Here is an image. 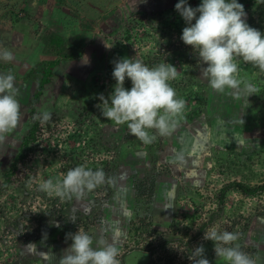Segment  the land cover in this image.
<instances>
[{
    "label": "rangeland",
    "instance_id": "374dc122",
    "mask_svg": "<svg viewBox=\"0 0 264 264\" xmlns=\"http://www.w3.org/2000/svg\"><path fill=\"white\" fill-rule=\"evenodd\" d=\"M111 1L85 0L84 8H86V12L94 13L92 6L96 9L100 3L106 8L108 2L111 4ZM122 2L123 6L127 8L122 12L124 14L121 16L122 18L119 17V24L94 32L90 44L98 43L96 45L99 50L100 47L102 48L99 53L100 59L104 63L106 60H111V67H114L113 61L116 60V55L123 50L127 52L130 59L136 56V59L142 60L149 67L162 62L175 66L179 75L170 83L176 90L177 96L186 101V106L182 117L179 118L177 126L170 135H157L154 142L145 145L129 134L126 125H122L118 129L112 121H108L100 115V110L96 107L100 103L97 97L99 94H104L107 98L114 90L116 83L114 79L103 73L94 81L98 94L89 95L87 98L79 97V104L75 108L73 117L51 113V117H62L61 119L68 123L76 122L82 116H89L93 121L89 142L94 144L96 152L92 151L87 154L104 155L110 159L103 161L99 167L95 166V161L81 163L93 171L102 169L106 174V182L102 186H98L92 191H85L81 196L86 199L90 197L91 200L106 201L112 189L113 178L118 170V147H115L114 139H110V137L108 144L103 143L104 147H101L96 141V135L101 129L103 133L104 130L118 132L120 143L119 141L117 143L126 149L129 155L148 152L150 155L156 156L161 153L160 157L165 159L169 156V158L181 157L185 160L187 158L185 156L199 155L198 159L192 163L195 168H187L183 173L180 172L181 175L178 176L175 185L183 192L178 193L174 199L172 215L168 224L156 230L158 232L176 230L180 217L181 221L183 223L186 221L188 225L191 241L201 237V244L205 249L204 255L209 253V256L205 255V257L210 264H213L214 260L217 262L222 260L216 258L213 242L203 239L204 232L213 226H216L220 231L238 232L234 228L233 220L230 226L220 224V222L223 219L226 221L230 216H243L246 221V231L243 234L238 232L240 239L236 243L240 245L242 251L256 258L257 264H264V72L241 59L239 62L240 77L255 84L258 91L246 99L244 97L235 98L228 91L217 93V97L210 95V87L206 81L201 79L200 71L207 65L200 64L197 53L181 40L182 30L187 24L175 10V5L179 0H173L161 11L157 10L161 6L160 1L154 2V6L158 8L147 6L140 10L130 8V5H133V0H123ZM187 2L190 7L196 8L202 0H187ZM238 2L244 6L247 24L264 34V0H238ZM156 15H161L156 22H143L146 16L154 18ZM29 48L32 49L31 46ZM21 51L24 52V57L27 56L25 61L28 63L22 64L19 71L17 69L19 65L13 64L16 66L12 67L14 70L8 71H11L16 78L23 77L21 81L25 84L29 82L32 85H30V91L27 92L16 86L19 93H22L21 100H19L22 105L21 120L17 128L6 134L5 140L0 141V145L4 146L6 151V155H0V227L6 226L8 219L16 221L19 217L16 205L26 201L29 193L33 194L38 191L42 196L40 198L42 203L51 199L55 203L61 202L63 206L60 207L63 209L61 208L57 214L53 215L44 214L42 211L36 212L35 208L34 210L30 209V214L25 217L27 225L24 228L30 235H33V238H37L38 231L42 235H46L50 226L56 224V237H54L55 240H60L66 234H62L64 220L61 216L62 212L67 211L69 198L48 195L39 190V184L50 178L53 180L62 179L63 174L69 168L80 164L75 156L81 151L79 150L81 143L76 139L81 135H86L87 128L79 123L74 124L73 135L68 136L69 140L65 145L59 143V140L53 141L54 139L50 136L38 131V128L42 129V125H39L41 121L33 119V117L42 113L33 111L30 116L28 102L37 90L43 72L40 67H43L42 61H45L44 59L48 55L45 53L35 55L36 51L32 53L34 55H31L30 50L26 47L17 49L16 53L21 54ZM35 67H39V69L34 70ZM194 74L200 79H193ZM124 85L127 87L130 85L128 88L132 86L128 79L125 80ZM43 90H47L46 86ZM211 91L213 90L211 89ZM46 94H52V92L48 91ZM216 98L221 99V102H219L218 108L213 109L211 100H216ZM35 108L36 104L33 106V109ZM32 121L37 124L33 131V139L27 144L24 156L14 164L13 172L8 176L7 185L1 187L6 173L13 165L14 158L19 151L21 139L32 127ZM152 131L154 133V130ZM172 140L176 143L170 142ZM90 143H85L84 148H88ZM39 144L41 151L46 155L34 162L33 165L31 164L27 172L26 163L32 158L28 159L27 155H33ZM173 149L179 150L180 154H171ZM155 160L154 164L151 162L150 164L153 165L152 170H156L158 174L171 175V172L175 170L176 165L169 162L163 163L165 160L158 165L160 160L157 156ZM32 171L33 175L24 178L25 173L30 174ZM30 180L35 183L29 182ZM240 187L252 190V192L245 193ZM29 188L33 189L29 191ZM245 197L250 198L243 201ZM211 206L214 207L213 210L209 209ZM2 207H7L8 211L1 213ZM202 207H206L202 212L203 217L198 213ZM75 213L74 227L77 223L82 222V218L77 216L80 214ZM83 218L90 223L88 225H91L95 219L92 216ZM142 218H149L153 226L150 217H140V219ZM195 221H202L203 224L194 226ZM86 228L82 229L86 231ZM177 235H181V229ZM147 259L149 264V258ZM14 262L22 264L18 259V254L15 255Z\"/></svg>",
    "mask_w": 264,
    "mask_h": 264
},
{
    "label": "crops",
    "instance_id": "0c3cea01",
    "mask_svg": "<svg viewBox=\"0 0 264 264\" xmlns=\"http://www.w3.org/2000/svg\"><path fill=\"white\" fill-rule=\"evenodd\" d=\"M84 1L0 0V50L7 49L14 56V60L11 62L0 61V67L2 66L0 73L8 72L10 69L14 70L13 68L16 66L13 64L19 65L17 68L19 71L22 64L28 63L25 61L27 56L24 57V52L21 51V54H17V49L26 47L30 50L31 55H34L32 54L34 51L37 52L35 55L44 53L43 39L51 34L61 37L63 52L70 56L69 59H60L50 70L49 81L41 90L34 109L35 112L48 111L73 117L75 108L79 104V97L87 98L89 95L98 94L94 84L98 76L104 73L113 79L114 67H111V60L102 62L99 55L102 48L100 47L99 50L98 45H96L97 42L91 45L90 39L94 32L119 24V17L122 18L121 16L124 15L122 12L127 7L123 6V0H112L111 4L108 2L106 8L100 3L96 9L92 6L94 13H90L86 12ZM156 1H160L161 6L159 8L154 6ZM172 2L173 0H133V5H130V8L140 10L147 6H153L161 11ZM30 46L32 49L29 48ZM121 53L122 55H120ZM121 53L116 55V60L129 58L126 51L123 50ZM44 60L42 61L43 64L54 60V56L48 55ZM192 78L200 79L195 74ZM21 79L23 77H15L16 86L25 92L30 91L32 84L29 82L25 84ZM45 86L46 91L43 90ZM128 87L125 86L126 89H130ZM209 90L210 95L218 96L219 93H213L211 88ZM48 91H51L52 94H46ZM21 94L19 93L18 100H21ZM219 102L221 99H212V108H218ZM121 126L116 125L115 127L120 129ZM118 135V132H106L105 130L103 133L102 129L96 135V141L101 147H104L110 137V139H114L115 147H118V170L112 181L110 195L106 201L91 200L90 197L86 199L82 196L69 198L67 211L62 212L61 216L64 220L62 234L73 233L75 212L80 214L77 216L82 218L88 234L94 237L103 235L109 242H115L118 248L121 247L133 219L143 216L150 217L155 229L165 227L168 224L172 215L174 199L178 193L183 192L175 185V181H178L180 172L183 173L187 168H195L192 163L198 159L199 155L185 156L187 157L186 160L183 157V159H173L169 156L165 159L160 157V153L156 155L160 160L158 165L165 160L163 163L169 162L176 166L171 175L158 174L156 170H152V164L156 161L155 155H150L148 152L129 155L126 149L119 146ZM178 153L179 150L176 149L171 152L173 155H178ZM0 155H6L2 145H0ZM185 162L186 166L184 165ZM85 216L95 217L91 225L88 226L90 223L84 220L83 217ZM24 219L26 218L24 217ZM55 225L50 226L46 235H42L38 231L37 238H33V235L29 234V241L17 246L18 259L22 264H58L62 251L70 246L72 241H66V234L63 239L55 240V227H57ZM12 228L17 229L18 225L13 224ZM205 255L209 256V253ZM147 258L145 252L130 251L122 256L121 264H148ZM212 263L226 264L223 260L218 262L214 260Z\"/></svg>",
    "mask_w": 264,
    "mask_h": 264
},
{
    "label": "clouds",
    "instance_id": "9594fccd",
    "mask_svg": "<svg viewBox=\"0 0 264 264\" xmlns=\"http://www.w3.org/2000/svg\"><path fill=\"white\" fill-rule=\"evenodd\" d=\"M175 10L187 26L182 30L181 40L198 55L202 65L201 79L216 93L226 91L235 98L245 99L258 91L255 84L240 77L239 62L251 64L264 72V34L246 22L244 6L238 0H202L192 8L187 0H179ZM195 20V23H193ZM14 56L7 49L0 50V61L11 62ZM112 72L115 86L96 107L100 115L115 125H126L129 134L148 145L159 136L170 135L182 117L186 101L177 96L171 86L179 73L175 66L162 62L149 67L142 60L120 58L113 61ZM131 88L124 87L125 80ZM19 90L11 71L0 73V141L16 129L21 120ZM42 123L51 119L48 111L33 117ZM154 130V133L153 131ZM177 159H181L177 157ZM106 182L102 169L93 171L84 165L69 168L62 179H47L39 184V190L60 198L79 197ZM203 239L212 241L217 259L226 264H257L256 258L241 250L236 243L238 232L220 231L216 226L204 232ZM72 243L64 249L58 264H121L119 248L103 235L92 236L79 228L66 234ZM203 245L192 250V264H210L204 255Z\"/></svg>",
    "mask_w": 264,
    "mask_h": 264
},
{
    "label": "built area",
    "instance_id": "2783aa9c",
    "mask_svg": "<svg viewBox=\"0 0 264 264\" xmlns=\"http://www.w3.org/2000/svg\"><path fill=\"white\" fill-rule=\"evenodd\" d=\"M159 16L156 15L154 18L145 17L146 23L148 22H156L157 19H159ZM136 21V20H135ZM62 117H51V119L44 123H39V125H42V129L38 128V131L43 133L44 135L50 136L53 141H58L59 143H62L63 145L68 143L70 135H73L72 129L74 128V124L79 123L82 124L84 127L87 128V134L81 135L80 137H77V141L81 143V146L79 147L80 153L75 156L76 160L81 163L86 162H93L95 161V166L99 167L101 166L102 162L106 159L109 161L110 159L104 155H88L87 153L96 152V148L94 144L89 142V133L91 131L90 128H92L93 121L90 119L89 116H82L78 121H73L71 123L66 122L65 120L61 119ZM37 125V124H36ZM36 128V126H35ZM43 135V136H44ZM68 137V138H67ZM85 143H90V146L88 148H84ZM46 153H43L41 151V145L39 144L37 146V151H34L33 155H27V158L30 159L26 163L27 172L29 171L28 167L34 162H37L40 160V158H43ZM85 166V165H84ZM86 167V166H85ZM89 167V166H88ZM90 168V167H89ZM33 169V168H32ZM31 169V170H32ZM33 175V171L29 173L24 174V178ZM22 180V178H21ZM29 182H34L33 180H30ZM102 186V185H100ZM33 188H29V191H31ZM1 192V191H0ZM41 194L38 191H35V193L30 194L26 201H23L22 203H19L16 205L17 210H19L17 216V222L13 219H8L6 226L0 227V264H13L14 257L17 254V246L21 243L26 242L29 237V232L25 230V225H27L26 220L24 217H26L28 214H30V209L34 210L36 212L42 211V213H48L50 215L57 214L60 209L63 207V204L61 202L55 203L51 199H49L46 203H42L40 198ZM247 198H243V201H247ZM252 198V197H251ZM206 207L201 208V212L198 211L201 217L204 216L202 212ZM210 210H213L214 207H210ZM8 211L7 207L1 208V213H6ZM198 214V216H199ZM22 216V219H21ZM235 222L234 228L237 229V231H240V234L245 233L246 228L245 224L246 221L243 219V216L237 217L230 216L227 217L226 221L223 219L220 224L224 225H231V221ZM178 224L176 226V230H170V231H161L158 232L152 225L149 218H136L133 219L130 223L129 230L127 235L125 236L123 243L121 247L119 248L120 255L118 259L122 260V256L130 251H141L145 252L148 255L149 258V264H192V262L189 259V256L192 254V250H194L195 247L201 245L202 239H194L191 241V237L189 236V230L188 225L186 221L184 223L181 221V218H178ZM17 224L18 228H12L13 224ZM32 223V222H30ZM76 223V222H75ZM203 223L202 221H195L194 226H201ZM212 224V223H211ZM89 226V225H88ZM86 227V225L83 224V222H79L74 227V231L77 232L79 228ZM181 229V235H177L178 231ZM13 256V257H10ZM33 264V263H29Z\"/></svg>",
    "mask_w": 264,
    "mask_h": 264
},
{
    "label": "trees",
    "instance_id": "16d2710c",
    "mask_svg": "<svg viewBox=\"0 0 264 264\" xmlns=\"http://www.w3.org/2000/svg\"><path fill=\"white\" fill-rule=\"evenodd\" d=\"M44 42V53L47 55L54 56V60L47 61L40 67V70L43 71L42 75L39 79V85L37 86V90H35L34 94L32 95L31 100L28 102L29 105V114L30 116L33 114V106L37 103L39 96L41 94V90L45 84L49 81L50 77V70L58 63L60 59H69L70 56L65 55L62 48V39L58 35L51 34L47 36L45 39H43ZM38 68H34V70H37ZM36 122L32 121V127L28 130L27 134L22 138L19 146V152L14 158L13 165L8 169L4 182L1 184V187L7 185V179L9 174L11 175L13 172L14 164L17 163L23 156H24V150L27 146V144L33 139V131L35 129ZM240 189H242L240 187ZM245 193H251L252 190L249 189H242Z\"/></svg>",
    "mask_w": 264,
    "mask_h": 264
}]
</instances>
